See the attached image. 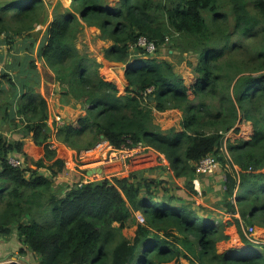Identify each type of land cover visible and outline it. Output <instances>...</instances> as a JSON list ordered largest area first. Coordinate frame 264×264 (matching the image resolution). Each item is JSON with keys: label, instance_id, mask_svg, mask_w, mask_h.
<instances>
[{"label": "trees", "instance_id": "16d2710c", "mask_svg": "<svg viewBox=\"0 0 264 264\" xmlns=\"http://www.w3.org/2000/svg\"><path fill=\"white\" fill-rule=\"evenodd\" d=\"M76 2L54 10L37 55L54 71L60 93L80 103L83 114L50 125L48 100L36 89L41 76L35 41L19 56L20 67L30 62L26 72L35 73L16 74L21 88L11 70L17 62L0 71V122H12L19 136L0 131V236L16 230L37 264H164L182 256L191 264H264V243L245 230L264 227V0ZM48 13L45 0H0L3 42L13 49L14 39L45 23ZM85 24L112 40L104 49L107 60L128 64L125 93L101 74L97 57L77 47ZM141 35L156 42V51L168 44L198 56L195 81L188 85L172 60L142 56L145 50L133 47ZM14 49L20 53L23 47ZM169 108L182 111V129H163L154 121L155 109ZM244 120L252 122L250 138L227 137L231 130L240 132ZM30 135L45 146L51 163L40 158L30 168L10 161L12 153L26 155L22 138ZM53 137L78 152L105 140L116 148L142 141L166 156L194 192L198 162L214 154L226 170L225 206L240 217L218 224L176 193L164 190L160 197L161 181L137 172L85 181L84 173L57 157ZM60 177L75 181L55 187ZM136 210L145 221L129 238L123 227ZM233 222L248 248L219 252L218 242L230 238L225 229Z\"/></svg>", "mask_w": 264, "mask_h": 264}, {"label": "rangeland", "instance_id": "374dc122", "mask_svg": "<svg viewBox=\"0 0 264 264\" xmlns=\"http://www.w3.org/2000/svg\"><path fill=\"white\" fill-rule=\"evenodd\" d=\"M45 1H46L47 7H48V12H49L46 22L42 23V24H38L35 27V29H33V31L29 35H27V33H26L25 35H23L21 37H17L14 39V44H13L14 48H16L20 44L23 47L22 51L19 50L20 53L15 52L14 48L10 49L12 47H10L9 44H6L3 42L4 38L2 39V41L0 43V71L6 66V64L13 63V61H14V65H15V62H17V64H16V67L13 69L11 68V70L15 76H16V74L19 77H21L22 75L23 76L27 75V74L34 76L35 73H33V72L27 73L26 72V70H28V68L31 66L30 62L26 63L27 67H28L27 69L20 67L19 56L21 57V56L28 54V53H26V50H29L28 46L31 42L35 41V49L37 46L39 48L41 41H43L45 36H46L48 23L53 19V15H54L53 13H54V10L56 8H58L61 11L62 10L64 11V9L73 8L74 7L73 5L77 6V4H78L76 2V0L75 1L74 0H45ZM105 1L110 3V4H115L119 0H105ZM87 26L88 25L85 24V26L82 28V30L79 33V37H78L77 43H76L77 47L82 52H86V53H89L91 56L97 57V59L100 62H102V66L99 68L101 74H103L104 77L108 80H112V81L115 80L116 82H119L120 86H121V91H122L121 93H125L126 92V88H125L126 79L124 76L123 77L121 76L122 80L124 81L122 83L120 78L118 77V75H120V72L122 71L120 69V66H123L124 64H121V65L116 64V63H113V62H111V61H109L103 57L104 56V49L107 46H109L110 44H112V40L101 38V36H100L101 30L99 27H96V26H88L87 27ZM4 36H5V34H4ZM171 47L172 46L171 45L169 46L168 44L163 45L161 48H159L158 51H155L154 53H149V51L143 47H139V48H141V50L143 48L145 50V52L147 53V54L142 55L144 57H149L148 54H151L153 56L157 55L160 58H166V59L172 60L174 63H176V66L181 73L190 74L192 71L194 72L193 64L195 65L196 61L194 62L192 58H195L196 55L194 56L193 54H188L187 52L183 53V52H180L178 49L175 50V48L172 51ZM35 55H36V59H37V60L36 59L35 60L37 63L38 73H39V76H41L40 84L37 85L36 89L38 91L40 90V87L42 84V77H43V79L45 80V86L42 87V90H43V95L44 94L46 95V98H47L48 103H49V112H50L49 123H50V125L53 126L55 122L65 123L66 121L67 122L74 121L75 118H78L83 113V111H84L83 106L80 103H77V102L75 103V101L72 100L73 98L68 99L66 96H64L60 93V87H61L60 82L53 78V76H55L54 71L51 68L47 67L43 63V61L38 59L37 54H35ZM137 55H140L139 52H134V56H137ZM113 66H116V67H113ZM112 69H114L115 72ZM29 70H30V68H29ZM32 70L35 71L34 69H32ZM124 70H125V68H123L122 74H124ZM17 78L18 77L16 76L15 80L17 82V86L19 89V88H21L22 84H21V81L19 80V78L18 79ZM67 107H72L74 109L71 108V112L67 113ZM165 111H167V110H165ZM154 112H155V110H154ZM163 112L164 111H157L154 118L157 121L159 120L160 122H162L163 120L161 118H163V115H162ZM167 113L170 114L169 118L173 117L172 113H174V112L167 111ZM68 115L70 117H68ZM174 121H176L178 123L177 119H174ZM160 122L158 124L162 127V124ZM2 123L3 122L1 121L0 122V131L1 130L5 131L11 139H13L15 137H19L17 135V132H16L17 128L15 127V125L12 122L8 121V122L4 123L3 125H2ZM163 129H165V128H163ZM235 134L236 135L233 136L234 138L235 137L237 138L238 135L241 136L240 132H235ZM244 135L246 136V134H244ZM23 139L26 140L25 150L28 151V152L25 151L26 155L20 153V155L22 156V159L25 160L22 163L23 165L30 167V168H37L36 160H38L40 158H44V162L46 165L52 162V161L48 160L47 158H45V146L43 144L42 145H38V144L30 145V144H33V141H34V139L31 135L22 138V140ZM51 142H52V147H55L57 150V157H61V158L65 159L66 161H68V163L70 164V168H72L71 166H74L72 169H75L76 171H80V173H85V174H83L84 179H85L87 176H86V172L83 170L84 167L79 166L80 163H82V162L80 160H78L75 155H72V153L70 151L66 150L65 145H67V144H65V143H63L57 139H54V137H53V140L51 139ZM29 146H31L32 148ZM150 148H152V147L150 146ZM149 149H147V150H149ZM72 150H73V148H72ZM90 165H92V163H90L86 166H90ZM93 165H95V164H93ZM81 166H84V165H81ZM219 167L222 169L221 164ZM159 169H160L159 165H157V166L153 165V166H151V170H149L150 172H152L151 174H149L146 170H144V171L143 170H136V171L139 174V176H141L142 178H145V177L152 178L151 176L153 174L154 179L158 180L159 182L161 181V183H162V181L163 182L165 181L168 184L169 178H170L169 177L170 173L166 171V168H162V170H159ZM219 169H217V170H219ZM40 171L48 172L49 169L46 167H40ZM96 175L97 176L92 175V177H93L92 179L103 178V176H102L103 174H101V173H97ZM104 177H106V176H104ZM87 179H89V178H87ZM74 181H75V179L68 177L67 182H70L69 183L70 185L73 184ZM61 182H64V181H62V180L58 181V182L55 181L54 182L56 185L55 187H58L61 184ZM170 187L171 186H169V188ZM186 187L188 188L190 193L193 192L192 189L187 184H186ZM192 197L190 196V198L188 200H190L191 203L194 204L195 200ZM192 201H194V202H192ZM224 206H225V203H224ZM225 211L228 212V216L226 217V219L225 218L217 219L216 222H218V224L219 223H225V222H232L234 214L236 216L240 217L239 213H233V212L229 211L226 206H225ZM51 217H52V215H51V212H49V207H48V210L46 212V219H50ZM254 226L258 228V232L260 230L264 231V227H259V225H256V224ZM245 230L247 232L248 227ZM15 232H16V230L14 231L13 234H15ZM225 232L230 235V238L227 240L220 241L218 243V248L224 250L226 247L228 248L229 246H230V248H232V247H236L239 245H245V244H243L244 241H242L241 234L238 230L236 223L233 222L231 224H228L226 229H225ZM249 234L250 233H247L248 237H250ZM15 236L16 235H11L10 238L12 239ZM14 243H15V239H13L10 242V245H12ZM10 245H8V246H10ZM230 248H228L227 250H229ZM8 252H10V253L9 254L8 253L7 254H4V253L0 254V257H4V258L7 255V258H5V259L0 258V262H2V261L5 263H15V262L19 263V262H21L22 259L20 258L19 255L18 256L15 255L16 253L15 252L12 253V251L10 249H8ZM139 255L140 254L138 251L137 257H139ZM183 258H185V257H183ZM185 259H188V258H185ZM19 264H22V262ZM164 264H167V263H164Z\"/></svg>", "mask_w": 264, "mask_h": 264}, {"label": "crops", "instance_id": "0c3cea01", "mask_svg": "<svg viewBox=\"0 0 264 264\" xmlns=\"http://www.w3.org/2000/svg\"><path fill=\"white\" fill-rule=\"evenodd\" d=\"M37 50H38V46L35 49V54H37ZM192 59L194 62L196 61V63H197L199 58H198V56H196L195 58H192ZM127 65L128 64H124L123 66H120V69L123 71V68H126ZM113 67H116V66H113ZM112 70L114 71V69H112ZM122 71L120 72V75H118V77L120 78L121 82L123 83L124 81L122 80V77L124 76V74H122ZM124 72H125V70H124ZM182 74H183L188 85L192 84L196 79V74L193 73V71L190 74H187V73H182ZM53 78H54V76H53ZM117 84H118V87H119L120 93H121L122 91H121L120 83L117 82ZM43 86H45V80L42 77V84H41V87L39 90L42 94H43V90H42ZM45 97H46V95H45ZM71 108L72 107H67V113L71 112ZM72 109H74V108H72ZM157 111H161V110L155 109L154 117H155ZM167 111L174 112V113H172V115H173L172 118H169L170 114H168ZM167 111L164 110V112L162 113V115H163V118H161L163 120L162 122H160L159 120L157 121L155 118H154V121L156 123L160 122L162 124V127L165 129L171 128V127H175L178 130L182 129V127H181V120L183 117L182 111L179 108H169V109H167ZM84 112H85V110L83 111V113ZM68 117H70V116L68 115ZM174 119H177L178 123L176 121H174ZM238 126L240 128V135L241 136L238 135L237 137L250 138V136L253 132L252 122L244 120ZM244 134H246V136ZM234 135H236V134L233 130H231L230 132L227 133V137H231L232 139L236 138V137L235 138L233 137ZM30 145H36V143L33 141V144H30ZM65 146H66L67 151H70L72 153V155H75L76 158L82 162V163H80L79 166L84 167L83 170L86 172V176H87V169L93 168V167H98L101 165L104 166V168H105L104 173H102L103 174L102 176L103 177L106 176L109 178H112L115 175L126 176V175H129L131 172H137L136 170H143V171L146 170L149 174H151L152 172H150L149 170H151V166H153V165H155V166L159 165V167H160L159 170H162V168H166V171L170 173L169 174L170 178H169L168 184L165 181L164 182L162 181V183L157 185V187H159L161 189L158 192L160 197H162V195L165 194V191H167V193H171V194L172 193L178 194V196H180L182 198V200H184L186 202L190 201V200H188L190 198V196L191 197L193 196L192 198L195 200V203L193 205H194V207L198 208L201 213H203L205 215H209L212 218H216V219H220V218L226 219V217L228 216V212L225 211V206H224V194H225V192H224V187H225L224 180L226 179V170L225 169L223 170V168L221 169L219 167L220 168V169L218 168L219 170H217L211 174L201 173V172L196 171V173L194 175V185H195V190L197 192L193 191L192 193H190L188 188L186 187L187 178L186 177H177L174 173V170L170 166V161L160 151H158L157 149H155L153 147L150 148L149 150L143 152V153H140V154L134 156L133 158H129V159L121 158V159H115V160L108 161V160H106V157L109 153V147L99 148V149H95V150H91V149L90 150L89 149L88 150H81L80 152H78L76 149L72 150L71 147H69L67 145H65ZM25 147H26V143H23V149L24 150H25ZM29 147H31V146H29ZM25 151L28 152L27 150H25ZM17 155H20V154L17 153ZM90 163H92V165L86 166ZM93 164H95V165H93ZM81 165H84V166H81ZM67 166L70 167V165H68V163H67ZM71 167L73 168L74 166H71ZM151 177L154 178V175L152 174ZM86 179H87V177L84 180H86ZM61 180L64 181V182H61V184H64V187L67 185V183H70V182H67L68 178H66V177H60V178L55 179L56 182L61 181ZM169 186H171V187L169 188ZM192 202H194V201H192ZM139 214L143 215L142 211H140V210L134 211L132 217L127 221L126 225L123 227L124 235H126L129 238H134V236L136 235L138 223L141 222V221H139V217H138ZM114 224L119 225L120 223L115 222ZM259 227H261V226H259ZM12 235H16V236L12 239L10 238L11 236H9V237L0 236V254L1 253H4V254L8 253L9 254L10 252H8V249H10L12 251V253L15 252L16 253L15 255L20 256V258L22 259L21 260L22 264H37L36 256L33 254L32 251L27 249V246L24 245V243L20 240L18 233L15 232V234H12ZM253 237L258 239V242L264 243V231L263 230H260L258 232V228L255 227V231L253 232ZM13 239H15V243L10 245V242ZM243 244H245V243H243ZM8 245H10V246H8ZM244 246H247V245L246 244L245 245H239L236 247L242 248ZM21 248L23 249V252H21V250H22ZM226 248L224 250L218 248V250H219V252H224L228 248H230V246L227 249ZM0 258L5 259V258H7V255L5 258L4 257H0ZM21 262H19V263H21ZM0 264H11V263H5L2 261V262H0ZM167 264H191V261L182 257V259L179 262L174 260V261H171Z\"/></svg>", "mask_w": 264, "mask_h": 264}, {"label": "built area", "instance_id": "2783aa9c", "mask_svg": "<svg viewBox=\"0 0 264 264\" xmlns=\"http://www.w3.org/2000/svg\"><path fill=\"white\" fill-rule=\"evenodd\" d=\"M4 38V33L0 34V43L2 41V39ZM133 47H143L146 50L149 51V53H154L157 49V44L155 41L150 40L149 38H147V36L145 35H141L137 42L133 45ZM153 88H149L148 90H152ZM104 147H109V153L106 157V160L111 161V160H115V159H129V158H133L134 156L143 153L144 151H146L147 149L150 148L149 145L145 144L144 142H138L136 144L130 143V144H125L123 146H121L120 148H116L113 145H111L108 141H101L99 142L94 148H91V150H95V149H99V148H104ZM90 150V149H89ZM10 161L15 164V165H20L24 162V159H22V156L17 155L16 153H12L10 155ZM68 163V161H66V164ZM68 165H70L68 163ZM220 166L219 161L217 160L216 156L214 154H208L205 157H203L197 164V171L201 172V173H207V174H211L213 172H215ZM95 176H97L96 174H94ZM92 179V176H88L87 178ZM90 179H86L85 181H88ZM139 217V221L144 222L145 221V217L142 214L138 215ZM255 231V226H249L248 227V233L250 238L254 241V242H258V239H256L255 237H253V232ZM81 264H90L88 262L85 263H81Z\"/></svg>", "mask_w": 264, "mask_h": 264}, {"label": "water", "instance_id": "95a60500", "mask_svg": "<svg viewBox=\"0 0 264 264\" xmlns=\"http://www.w3.org/2000/svg\"><path fill=\"white\" fill-rule=\"evenodd\" d=\"M23 141V143H26V140L25 139H23L22 140ZM104 170H105V168H104V166H98V167H93V168H89V169H87V175L88 176H92V175H94V174H97V173H104ZM242 248H248L247 246H244V247H242Z\"/></svg>", "mask_w": 264, "mask_h": 264}, {"label": "bare ground", "instance_id": "6f19581e", "mask_svg": "<svg viewBox=\"0 0 264 264\" xmlns=\"http://www.w3.org/2000/svg\"><path fill=\"white\" fill-rule=\"evenodd\" d=\"M194 73V72H193Z\"/></svg>", "mask_w": 264, "mask_h": 264}]
</instances>
